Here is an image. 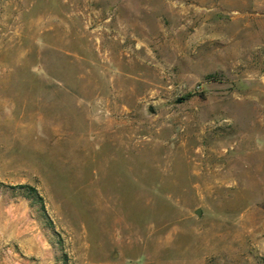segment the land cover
<instances>
[{
    "label": "rangeland",
    "instance_id": "obj_1",
    "mask_svg": "<svg viewBox=\"0 0 264 264\" xmlns=\"http://www.w3.org/2000/svg\"><path fill=\"white\" fill-rule=\"evenodd\" d=\"M0 264H264V0H0Z\"/></svg>",
    "mask_w": 264,
    "mask_h": 264
},
{
    "label": "trees",
    "instance_id": "obj_2",
    "mask_svg": "<svg viewBox=\"0 0 264 264\" xmlns=\"http://www.w3.org/2000/svg\"><path fill=\"white\" fill-rule=\"evenodd\" d=\"M193 95H187L184 100L191 98ZM12 190H18L21 194V196L29 203V206L36 207L37 211L45 222L48 223V225H51V222L47 216L44 202L42 197L39 195L37 190L30 186L20 185L17 187H14Z\"/></svg>",
    "mask_w": 264,
    "mask_h": 264
}]
</instances>
